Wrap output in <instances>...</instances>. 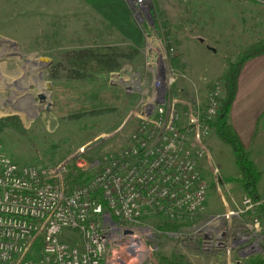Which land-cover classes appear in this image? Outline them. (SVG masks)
Masks as SVG:
<instances>
[{
  "label": "built area",
  "instance_id": "2783aa9c",
  "mask_svg": "<svg viewBox=\"0 0 264 264\" xmlns=\"http://www.w3.org/2000/svg\"><path fill=\"white\" fill-rule=\"evenodd\" d=\"M124 1L145 42L142 71L126 64L108 75L110 84L137 97L128 116L135 122L128 143L86 168L83 148L52 165L20 166L0 143V264H146L158 233H164L145 224L146 217L180 225L167 233L181 236L187 222L206 209L203 162L210 164L207 139L220 113L224 83H213L204 109L181 108L171 94L174 48L152 38L148 0ZM73 165L90 173L88 178L69 183ZM263 204L264 198L246 195L235 211L211 217L215 224L228 219V235L222 239L219 230V241L205 239L202 248L224 251L227 258L257 253L264 241L258 213ZM243 214L250 221L239 226L255 239L247 246H242L246 236L230 226V218Z\"/></svg>",
  "mask_w": 264,
  "mask_h": 264
},
{
  "label": "rangeland",
  "instance_id": "374dc122",
  "mask_svg": "<svg viewBox=\"0 0 264 264\" xmlns=\"http://www.w3.org/2000/svg\"><path fill=\"white\" fill-rule=\"evenodd\" d=\"M262 2L148 0L147 9L157 32H153L152 38L161 40L164 48L175 50L171 60L175 74L171 94L181 108L204 109L208 91L214 82H223L229 63L239 59L254 42L264 40ZM167 29L168 41L164 37ZM144 43L138 57L123 63L121 68L129 64L133 70L142 71ZM104 45L123 47L128 42L85 0H0V119L17 116L26 130L20 136L6 129L0 135V143L3 153L16 164L52 165L83 148L86 168L102 155L127 145L135 127L134 120L128 116L137 97L128 96L123 89L110 84L108 75V84L122 90L126 99L131 98L115 114L70 122L68 111L72 107L56 101L52 91L50 69L65 52ZM208 47L215 49V53ZM30 61L35 65L29 64ZM211 138L210 164L203 162L202 170L208 184L206 209L187 222L181 236L158 233L155 249L146 264H250L264 259V241L258 243L257 253L242 259L234 253L227 258L224 251L202 248L205 239L219 241V230L224 234L222 239L228 235L225 231L228 219L215 224L210 218L235 211L234 204L239 207L246 196L237 181L239 172L230 147L215 134ZM214 169L218 170L215 174ZM77 171L73 165L69 183H73ZM87 175L90 173L85 172L82 179ZM257 190L264 198V174ZM249 221L248 214L238 220L230 218V226L247 238L242 246L255 242L239 226ZM144 223L155 228L159 224L157 219L147 217ZM260 228L264 235L261 215ZM231 235L233 238L235 234Z\"/></svg>",
  "mask_w": 264,
  "mask_h": 264
},
{
  "label": "trees",
  "instance_id": "16d2710c",
  "mask_svg": "<svg viewBox=\"0 0 264 264\" xmlns=\"http://www.w3.org/2000/svg\"><path fill=\"white\" fill-rule=\"evenodd\" d=\"M85 1L127 40L128 45L123 47L87 46L69 50L50 69L55 100L72 107V111H68L70 122L115 114L121 106H127L130 103L131 98L126 99L122 90L110 86L106 76L119 71L123 63L134 61L144 42L143 35L134 23L131 10L124 0ZM168 34L167 29L164 35L167 41ZM263 53L264 40L242 53L236 61L229 63L223 77L224 95L220 101V113L212 125L215 135L232 149L234 164L239 172L237 181L244 194L253 199H262L257 190L261 173L248 159L228 124V115L235 97L237 79L242 65L245 61ZM68 98L72 99V102ZM6 129L13 130L20 136L26 134L17 116L0 119V135ZM84 176L85 173L77 171V175L72 178L73 183L81 182ZM258 213L264 218V204L258 208ZM157 229L160 232L174 233L180 229V225L159 223ZM250 264H264V259L255 260Z\"/></svg>",
  "mask_w": 264,
  "mask_h": 264
},
{
  "label": "crops",
  "instance_id": "0c3cea01",
  "mask_svg": "<svg viewBox=\"0 0 264 264\" xmlns=\"http://www.w3.org/2000/svg\"><path fill=\"white\" fill-rule=\"evenodd\" d=\"M261 2L264 4V0ZM257 43L259 41L251 44L250 48ZM228 124L262 178L264 174V53L245 61L242 65L228 115ZM214 134L213 132L207 139L208 146H213L211 137ZM215 144L218 147L220 145Z\"/></svg>",
  "mask_w": 264,
  "mask_h": 264
},
{
  "label": "water",
  "instance_id": "95a60500",
  "mask_svg": "<svg viewBox=\"0 0 264 264\" xmlns=\"http://www.w3.org/2000/svg\"><path fill=\"white\" fill-rule=\"evenodd\" d=\"M208 49L211 50V52L215 53V49H212V48H209V47H208Z\"/></svg>",
  "mask_w": 264,
  "mask_h": 264
},
{
  "label": "bare ground",
  "instance_id": "6f19581e",
  "mask_svg": "<svg viewBox=\"0 0 264 264\" xmlns=\"http://www.w3.org/2000/svg\"><path fill=\"white\" fill-rule=\"evenodd\" d=\"M29 64H31V65H35V63H34V62H32V61H30V62H29Z\"/></svg>",
  "mask_w": 264,
  "mask_h": 264
}]
</instances>
